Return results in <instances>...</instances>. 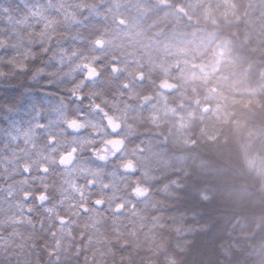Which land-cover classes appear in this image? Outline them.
Returning a JSON list of instances; mask_svg holds the SVG:
<instances>
[{
  "label": "clouds",
  "instance_id": "1",
  "mask_svg": "<svg viewBox=\"0 0 264 264\" xmlns=\"http://www.w3.org/2000/svg\"><path fill=\"white\" fill-rule=\"evenodd\" d=\"M0 264H264V0H0Z\"/></svg>",
  "mask_w": 264,
  "mask_h": 264
}]
</instances>
